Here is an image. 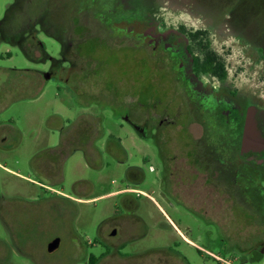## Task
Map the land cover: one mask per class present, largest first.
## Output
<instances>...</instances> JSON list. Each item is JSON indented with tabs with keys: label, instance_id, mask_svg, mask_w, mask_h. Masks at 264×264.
Returning a JSON list of instances; mask_svg holds the SVG:
<instances>
[{
	"label": "rangeland",
	"instance_id": "1",
	"mask_svg": "<svg viewBox=\"0 0 264 264\" xmlns=\"http://www.w3.org/2000/svg\"><path fill=\"white\" fill-rule=\"evenodd\" d=\"M20 3L0 0V264H89L105 249L79 253L76 238L114 225L124 230L111 242L132 236L133 256L99 264H264V178L230 125L236 102L264 141V57L248 41L264 40V0ZM180 27L208 33L225 82L195 80L172 56L187 45ZM153 29L169 41L155 44ZM135 115H150L145 134ZM125 188L180 232L152 199L115 193ZM11 233L27 239L22 256L7 251ZM55 235L61 247L47 254Z\"/></svg>",
	"mask_w": 264,
	"mask_h": 264
},
{
	"label": "flooded vegetation",
	"instance_id": "2",
	"mask_svg": "<svg viewBox=\"0 0 264 264\" xmlns=\"http://www.w3.org/2000/svg\"><path fill=\"white\" fill-rule=\"evenodd\" d=\"M16 1H17V3H19L18 5L20 6V4H21L20 1L21 0H16ZM181 28H183V27H180L178 29L177 33L180 36H182L184 39H186V41H187V45L184 46L183 49H181L182 51L180 49L173 48L172 47L173 43L172 44L171 43H169V44L165 43L164 44L165 45L164 48H166L167 46H171L172 47V50H171L172 56H174V55L177 56L180 60H182L183 64L185 63V65H188V72L187 73L191 77L195 78V80H198V78L200 76L208 75L211 78L215 79L219 83L225 82V81H223V82L218 81L217 78L213 77L210 74H207V73H195L193 71L192 65H191L192 61H193V58L195 56H198L201 59L202 55L200 53L196 52V53H194V56H193V53H189L187 51V47L191 44V40H190V36L189 35L193 34L195 32H201L199 37L203 38L205 42L208 41V43L210 44V42L208 40V33L206 31H202V30H197V31L187 30L186 28H184L185 32H183ZM151 32H149V34L152 37L153 36H157L158 37V40L155 41V44H158V42H161V40H168L169 41L167 36H164L163 34H160V33H156L154 31V29ZM248 41L254 42V44H256V46H257L256 49L258 50V52L260 51V53L262 54V57H264V40L262 42L258 43L255 40H253L250 36H248ZM182 52H183V54H181ZM225 70H226V68H225ZM226 73H227V70H226ZM185 76H186V74H185ZM226 79H227V77H226ZM199 90H200V92L201 91L203 92L205 89H203L200 86ZM233 105H234L233 109L235 110L236 115L234 116V118H233L234 120L231 121L230 125H232L233 129H235L236 135L239 137V140H240L241 139V135H242V131H243L244 121L241 124L239 118L241 117L240 115H241V112H243V111H242L241 107H240V110L237 109L238 108V104H236V102ZM249 109H251V108H249ZM248 111L249 110H247V112L244 115V119L246 118V120L248 119V116L250 115V114L248 115ZM134 118L128 116L127 117L128 123H130L139 132L142 131V134H145L147 132L148 128H149L150 120H152L150 118V115H148L146 118L144 116L142 118H140L139 115H137V116L135 115ZM140 123H143V125L141 126ZM187 135H188V138H187L188 141H195V142H199L200 141V137L199 136L195 137L194 135H190L189 132L187 133ZM5 138L8 139L9 136L7 135L6 132H3L0 140L4 141ZM169 155L170 154H166L167 159H168ZM243 156L245 157L244 160L246 162H249V163L252 162L253 163V160H254L255 164L264 165V148H262V149L259 148L258 151H255L254 153H248V152L247 153H243ZM173 163H172V166L169 165V170L175 172L177 167L174 166ZM174 164H176V163H174ZM196 171L198 172V170H196ZM199 173H201V172H199ZM201 175H203V173H201ZM196 189H198L197 191H200V189L204 190V193L206 195H208L211 192V191H208L207 189H203V188H200V189L196 188ZM188 191H190V190H182L181 192H188ZM135 193L139 194V195H142L140 192H135ZM206 197H208V196H206ZM14 213H17V212L14 211ZM9 225H13L15 228H17L19 224L16 221H14V222H12ZM111 230H112V232L109 234V236L103 235L100 238H96L94 240H88L86 243L82 241V238H79V237L76 238L77 240L74 243V246L76 247V250L79 253L88 251L89 249H92V248L93 249L94 248H104L105 249V252L100 253V255L98 257H95V256L92 255L89 258V264H99L103 259H106L108 257H114L115 259H118V260H121V261H128L133 256V251L132 250H130V251H132V253L127 251V248L132 244V236H130L131 239L130 238L126 239V240L124 239L125 241L123 240L120 243L119 242H115L114 243V242H111V240L113 238H115V236H117V233H118L119 230L122 231L124 229H123V227L121 225H114V227ZM18 235H20V234L19 233H11L10 234V240L12 241V244L7 249V251L9 250V253H11L10 255L13 254V256H17V257L18 256H22L23 249H21V248L25 246V244H26L25 242L27 241V239L25 237L21 238ZM55 239H58L57 247L54 250H52L51 252H49L48 251V246ZM61 244H62V240H61V238L59 236L55 235L52 238H50V241H48L47 244L45 245V250H46L47 254H54L55 252H57L60 249Z\"/></svg>",
	"mask_w": 264,
	"mask_h": 264
},
{
	"label": "trees",
	"instance_id": "3",
	"mask_svg": "<svg viewBox=\"0 0 264 264\" xmlns=\"http://www.w3.org/2000/svg\"><path fill=\"white\" fill-rule=\"evenodd\" d=\"M183 32H185L184 28H181ZM201 32H195L190 34L191 44L187 47V51L189 53L198 52L202 55L200 59L198 56H195L192 61V69L195 73H207L217 78L218 81L223 82L227 77V73L225 70L224 62L221 60L219 56H217L210 48V44L208 41H204L203 38H200ZM195 51V52H194ZM42 83L39 84L38 88L29 92L28 95H21V98H35L40 92Z\"/></svg>",
	"mask_w": 264,
	"mask_h": 264
},
{
	"label": "crops",
	"instance_id": "4",
	"mask_svg": "<svg viewBox=\"0 0 264 264\" xmlns=\"http://www.w3.org/2000/svg\"><path fill=\"white\" fill-rule=\"evenodd\" d=\"M95 116L92 115V114H90V117H95ZM56 118L58 120L59 119L61 120V117L60 116H57L56 115ZM247 120H245V122H244L241 139L239 140V144H240L239 145V150H241L240 153H242V155H243V153H247V152L248 153H254L255 151H258L259 148H261V149L264 148V141L259 138V135L255 131V129L253 127V124L251 126L248 125ZM61 121L62 122H65V120H63V119ZM242 159L244 160V158H242ZM250 164H253L254 166L259 167V170H260L259 175L264 178V165H259V164H255V163H250ZM135 192H140L143 196H145V197H147L149 199H152V202H154L158 206V208L161 211H163L160 208L159 204L156 203V201L153 198H151L149 195H147L144 192L138 191V190L133 189V188H125V189L119 190V191H117L115 193H118L119 195H127V194H131V193H135ZM110 194H114V193H110ZM106 195H108V194H106ZM106 195H104V196H106ZM133 203H134L133 200H131V201H123L121 205H122V208H124L126 210H130V209L133 208ZM163 213L167 217V219L172 223V225L178 230L177 226L172 222V220L165 213V211H163ZM185 240H186V242L188 244L195 246L194 243L191 240H189L187 238H185ZM234 259L235 258L233 257V259H231V260L229 259L228 261L224 262L219 257H216V260L219 262V264H234L233 263L234 261H232ZM237 261H242V260L241 259H238Z\"/></svg>",
	"mask_w": 264,
	"mask_h": 264
},
{
	"label": "water",
	"instance_id": "5",
	"mask_svg": "<svg viewBox=\"0 0 264 264\" xmlns=\"http://www.w3.org/2000/svg\"><path fill=\"white\" fill-rule=\"evenodd\" d=\"M248 125L251 126L252 125V120H251V117L249 116L248 117ZM57 244H58V239H55L54 241H52L49 246H48V251L51 252L52 250H54L56 247H57Z\"/></svg>",
	"mask_w": 264,
	"mask_h": 264
}]
</instances>
